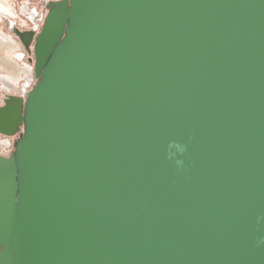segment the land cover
<instances>
[{"label": "water", "instance_id": "1", "mask_svg": "<svg viewBox=\"0 0 264 264\" xmlns=\"http://www.w3.org/2000/svg\"><path fill=\"white\" fill-rule=\"evenodd\" d=\"M0 104V264H264V0H59Z\"/></svg>", "mask_w": 264, "mask_h": 264}, {"label": "built area", "instance_id": "2", "mask_svg": "<svg viewBox=\"0 0 264 264\" xmlns=\"http://www.w3.org/2000/svg\"><path fill=\"white\" fill-rule=\"evenodd\" d=\"M59 0H8L12 10L0 11V27L4 24L8 32L0 29V34L9 38L14 48L12 66L20 70L19 77L0 74V104L8 96H18L26 99L37 83L33 44L29 50L22 42L17 32H33L34 39L40 33L49 13L48 5ZM28 69V73L25 72ZM7 80L10 81L7 84ZM21 132L15 135L0 133V156L10 157L16 149V143L21 139Z\"/></svg>", "mask_w": 264, "mask_h": 264}, {"label": "rangeland", "instance_id": "3", "mask_svg": "<svg viewBox=\"0 0 264 264\" xmlns=\"http://www.w3.org/2000/svg\"><path fill=\"white\" fill-rule=\"evenodd\" d=\"M8 1V0H7ZM0 29L8 32L7 27L2 24ZM14 58V48L7 42L0 43V74L11 75L15 79L19 77L20 70L12 66L11 60ZM21 137V136H20Z\"/></svg>", "mask_w": 264, "mask_h": 264}, {"label": "bare ground", "instance_id": "4", "mask_svg": "<svg viewBox=\"0 0 264 264\" xmlns=\"http://www.w3.org/2000/svg\"><path fill=\"white\" fill-rule=\"evenodd\" d=\"M2 10H6V11H10L12 10L11 6L9 5V3L7 2V0H0V11ZM2 42H7L9 43V39L8 37L3 36L2 34H0V43ZM26 73H28V69H25ZM8 82L10 83V81L7 80V84Z\"/></svg>", "mask_w": 264, "mask_h": 264}, {"label": "crops", "instance_id": "5", "mask_svg": "<svg viewBox=\"0 0 264 264\" xmlns=\"http://www.w3.org/2000/svg\"><path fill=\"white\" fill-rule=\"evenodd\" d=\"M9 39V38H8ZM9 43H11L10 41H9ZM26 72V71H25ZM14 77H12V79H13Z\"/></svg>", "mask_w": 264, "mask_h": 264}]
</instances>
